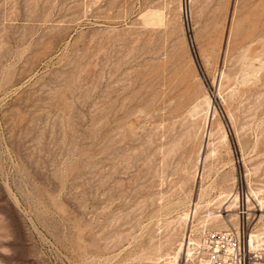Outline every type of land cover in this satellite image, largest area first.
I'll return each instance as SVG.
<instances>
[{"label": "rangeland", "instance_id": "374dc122", "mask_svg": "<svg viewBox=\"0 0 264 264\" xmlns=\"http://www.w3.org/2000/svg\"><path fill=\"white\" fill-rule=\"evenodd\" d=\"M246 222L264 0H0V264H176Z\"/></svg>", "mask_w": 264, "mask_h": 264}, {"label": "built area", "instance_id": "2783aa9c", "mask_svg": "<svg viewBox=\"0 0 264 264\" xmlns=\"http://www.w3.org/2000/svg\"><path fill=\"white\" fill-rule=\"evenodd\" d=\"M254 230L255 225L246 222L238 228L204 231L202 242L192 246L185 264H261L264 245L258 247L251 240Z\"/></svg>", "mask_w": 264, "mask_h": 264}, {"label": "bare ground", "instance_id": "6f19581e", "mask_svg": "<svg viewBox=\"0 0 264 264\" xmlns=\"http://www.w3.org/2000/svg\"><path fill=\"white\" fill-rule=\"evenodd\" d=\"M214 116H215V114L213 112H211L210 114H207L206 119H205V127L207 129V132H206V135H205V141H204L205 142V145H204V147L205 146L207 147V143H208V141H209V139L211 137V133L209 131V128L211 127L212 120L214 119L213 118ZM204 147H203V149H204ZM204 150L203 151H200L201 152L200 154L202 155V159H203V155L205 154L204 153ZM200 158H201V156H200ZM203 162L204 161L200 162V169L197 168V169H199V171H198V178H203V174H202V171H203ZM226 196H228V195H226ZM190 212H191V214H186L185 215V217L187 219L189 218V220H191V218L193 217V215H195V213H196V207L192 211H190ZM215 220H217V217L215 218ZM183 240L184 241L180 242V244H179V246H178V248H177V250L175 252L174 260H175L176 264H179L180 263V260L183 258V256H184V259H183L184 260V264L187 263V262H185V259L190 256L191 250H192V246L200 245V243L193 242L189 235H187ZM251 240L254 243H256L258 247H261L263 245L262 240L261 239H258V236L257 235H253L252 234L251 235ZM261 264H264V263H261Z\"/></svg>", "mask_w": 264, "mask_h": 264}]
</instances>
